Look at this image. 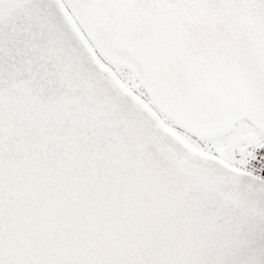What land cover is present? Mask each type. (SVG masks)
<instances>
[{
  "label": "snow or ice",
  "instance_id": "6c2138e0",
  "mask_svg": "<svg viewBox=\"0 0 264 264\" xmlns=\"http://www.w3.org/2000/svg\"><path fill=\"white\" fill-rule=\"evenodd\" d=\"M0 264H264V0H0Z\"/></svg>",
  "mask_w": 264,
  "mask_h": 264
}]
</instances>
